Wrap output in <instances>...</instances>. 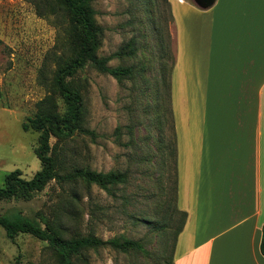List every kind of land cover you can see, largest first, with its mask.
I'll return each instance as SVG.
<instances>
[{
	"label": "rangeland",
	"instance_id": "1",
	"mask_svg": "<svg viewBox=\"0 0 264 264\" xmlns=\"http://www.w3.org/2000/svg\"><path fill=\"white\" fill-rule=\"evenodd\" d=\"M43 1L0 0V185L8 172L27 180L39 169L38 134L21 129L36 103L51 97L63 110L51 82L71 55L73 27L63 8L51 11ZM35 4L44 7L42 16ZM91 6L102 30L96 55L108 58L110 68L130 67L131 74L115 80L88 65L75 74L83 111L80 130L58 143L60 173L111 171L125 173V182L104 191L80 179L50 181L29 200H0V215L17 211L41 226L51 223L66 239L130 240L144 252L101 246L83 250L74 264H169L182 220L173 210L169 6L166 0H93ZM127 42L130 57L113 56ZM0 264L56 262L45 242L27 234L9 240L0 228Z\"/></svg>",
	"mask_w": 264,
	"mask_h": 264
},
{
	"label": "crops",
	"instance_id": "2",
	"mask_svg": "<svg viewBox=\"0 0 264 264\" xmlns=\"http://www.w3.org/2000/svg\"><path fill=\"white\" fill-rule=\"evenodd\" d=\"M175 200L171 264H264V0H166Z\"/></svg>",
	"mask_w": 264,
	"mask_h": 264
},
{
	"label": "trees",
	"instance_id": "3",
	"mask_svg": "<svg viewBox=\"0 0 264 264\" xmlns=\"http://www.w3.org/2000/svg\"><path fill=\"white\" fill-rule=\"evenodd\" d=\"M43 2L44 6L51 11L55 9L56 4L60 8H63L73 27L71 55L56 68L51 82V90L58 95L63 110L62 112H58L53 99L45 97L36 103V113L27 119L25 123L21 124L23 131L31 130L38 134L37 145L33 149V154L39 162V169L27 180L21 178L17 170L5 174L0 185V200H29L34 194L39 193L50 181L63 182L80 179L86 184L94 185L104 191L108 190V186L123 184L125 182V173L111 171L99 173L88 170H73L64 175L60 173L61 155L57 149L58 143L80 130L83 111L81 97L77 89L72 85V79L75 74L88 65L100 74H106L115 80H119L129 77L131 69L130 67L110 68L106 65L108 58L96 55L100 46V34L102 30L94 21V10L91 6L93 0H45ZM34 8L37 16L43 15L44 7L41 4H35ZM113 56L130 57V42H127ZM50 138H54L55 140L53 145L49 144ZM171 154L173 162H175L174 141L172 150H170ZM173 193L175 200L174 167ZM173 210L177 212L175 205ZM178 213L182 215V220L173 233V243L185 218L184 213ZM0 228L9 240H13L19 234H27L45 242L48 249L53 253L56 264H74L73 258L80 255L83 250L95 249L101 246H109L120 252L134 249L144 253L139 243L130 240L118 241L116 239H109L101 241L92 236L66 239L61 237L59 229L53 224L44 222L43 226H41L39 222L29 219L17 211L0 215ZM172 249L173 244L169 264H171ZM259 252L264 258V222L261 225Z\"/></svg>",
	"mask_w": 264,
	"mask_h": 264
},
{
	"label": "water",
	"instance_id": "4",
	"mask_svg": "<svg viewBox=\"0 0 264 264\" xmlns=\"http://www.w3.org/2000/svg\"><path fill=\"white\" fill-rule=\"evenodd\" d=\"M190 1L200 9H206L210 7L214 2V0H190Z\"/></svg>",
	"mask_w": 264,
	"mask_h": 264
}]
</instances>
